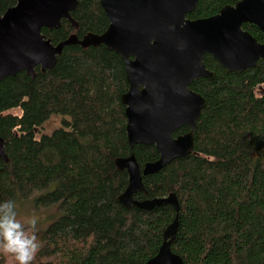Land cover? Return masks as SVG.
<instances>
[{
    "label": "trees",
    "instance_id": "obj_1",
    "mask_svg": "<svg viewBox=\"0 0 264 264\" xmlns=\"http://www.w3.org/2000/svg\"><path fill=\"white\" fill-rule=\"evenodd\" d=\"M16 1L0 0V15ZM237 1L198 0L187 17H209ZM71 18L76 28L62 19L41 33L57 44L108 26L99 0H78ZM242 28L263 42L256 25ZM203 62L214 76L190 85L206 100L192 152L142 176L144 191L134 196L174 193L177 213L169 204L143 210L118 201L128 174L117 158L132 151L142 169L159 157L153 145H128L120 102L128 84L119 54L104 45H66L52 69L0 81V137L8 158H0V202L17 206L36 193L38 206L56 209L43 227L23 225L38 244L30 264H145L176 214L170 248L184 264H264V58L240 73L227 72L210 54ZM51 115L70 120L36 138ZM0 264L16 261L0 248Z\"/></svg>",
    "mask_w": 264,
    "mask_h": 264
},
{
    "label": "water",
    "instance_id": "obj_2",
    "mask_svg": "<svg viewBox=\"0 0 264 264\" xmlns=\"http://www.w3.org/2000/svg\"><path fill=\"white\" fill-rule=\"evenodd\" d=\"M77 3L17 0L0 15V81L21 71L34 76L36 67L41 71L52 69L66 45H104L119 54L128 84L120 96L125 106L128 145L131 150L138 144L153 145L159 157L146 162L142 169L132 151L117 158V167L128 174V184L118 201L126 208L143 210L169 204L177 213L179 203L174 193L134 198L144 191L142 176L156 173L192 152L197 121L206 100L189 86L196 78L214 76L203 62L206 54L234 73L256 67L257 61L264 58V0H238L212 16L198 19L187 18L197 0H99L108 19L102 33H87L82 38L71 34L53 44L41 29L58 28L61 19L76 28L71 12ZM244 23L256 25L263 42L244 30ZM185 125L187 132L175 134ZM0 158L8 160L1 137ZM177 226L176 214L163 232L158 252L145 264H184L170 248Z\"/></svg>",
    "mask_w": 264,
    "mask_h": 264
},
{
    "label": "clouds",
    "instance_id": "obj_3",
    "mask_svg": "<svg viewBox=\"0 0 264 264\" xmlns=\"http://www.w3.org/2000/svg\"><path fill=\"white\" fill-rule=\"evenodd\" d=\"M28 223L35 229L36 219ZM0 248L14 256L16 264H30L38 248L35 235L26 236L24 226L17 219L13 200L0 202Z\"/></svg>",
    "mask_w": 264,
    "mask_h": 264
},
{
    "label": "rangeland",
    "instance_id": "obj_4",
    "mask_svg": "<svg viewBox=\"0 0 264 264\" xmlns=\"http://www.w3.org/2000/svg\"><path fill=\"white\" fill-rule=\"evenodd\" d=\"M14 112H17V110H14ZM65 120H70V118L68 116L62 115H51L50 118L36 130V138H40L42 135L51 134L54 130L62 127L63 121ZM35 194H33V196L28 198L27 200L21 201V204H18L16 206L17 219L22 223V225H28V221L32 218H35L36 226L43 227L47 224V222L54 219L53 217H51V215L56 213V209L54 207L47 209L38 206L35 203L38 194L36 195L37 197L35 196ZM45 220L48 221L46 222Z\"/></svg>",
    "mask_w": 264,
    "mask_h": 264
},
{
    "label": "flooded vegetation",
    "instance_id": "obj_5",
    "mask_svg": "<svg viewBox=\"0 0 264 264\" xmlns=\"http://www.w3.org/2000/svg\"><path fill=\"white\" fill-rule=\"evenodd\" d=\"M198 1V0H197ZM100 5V4H99ZM101 7V6H100ZM190 14V13H189ZM107 18V17H106ZM188 18V17H187ZM190 19V18H189ZM62 20V19H61ZM67 20V19H66ZM108 20V19H107ZM73 26V25H72ZM77 27V26H76ZM73 28H74V26H73ZM76 35V34H75ZM77 36V35H76ZM79 38V37H78ZM82 38V37H81ZM124 64V63H123ZM125 68V67H124ZM191 85V84H190ZM189 88H190V86H189ZM128 89V88H127ZM191 89V88H190ZM192 90V89H191ZM187 132V131H186ZM184 133V132H183ZM180 134H182V133H180Z\"/></svg>",
    "mask_w": 264,
    "mask_h": 264
}]
</instances>
